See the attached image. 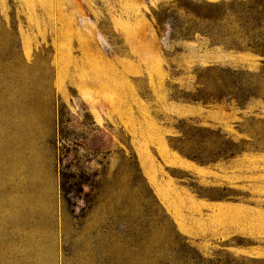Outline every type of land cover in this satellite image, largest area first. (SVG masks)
<instances>
[{"label":"rangeland","instance_id":"rangeland-1","mask_svg":"<svg viewBox=\"0 0 264 264\" xmlns=\"http://www.w3.org/2000/svg\"><path fill=\"white\" fill-rule=\"evenodd\" d=\"M251 1L0 0V264H264Z\"/></svg>","mask_w":264,"mask_h":264},{"label":"trees","instance_id":"trees-1","mask_svg":"<svg viewBox=\"0 0 264 264\" xmlns=\"http://www.w3.org/2000/svg\"><path fill=\"white\" fill-rule=\"evenodd\" d=\"M210 6L221 7L214 4ZM231 6H235L240 14L249 16L255 22L254 47H251V49H253L255 56L263 60L262 64L264 65V0L232 2Z\"/></svg>","mask_w":264,"mask_h":264}]
</instances>
